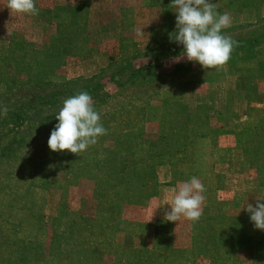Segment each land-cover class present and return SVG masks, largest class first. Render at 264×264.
<instances>
[{
    "label": "rangeland",
    "instance_id": "374dc122",
    "mask_svg": "<svg viewBox=\"0 0 264 264\" xmlns=\"http://www.w3.org/2000/svg\"><path fill=\"white\" fill-rule=\"evenodd\" d=\"M212 2L232 20L222 34L264 38V0ZM5 4L0 135L14 145L0 150V264H264L244 210L264 199V55L219 71L177 62L172 0H36V16ZM127 63L154 76L119 83ZM93 84L107 134L79 156L49 150L57 121H4L26 95ZM194 176L201 217L168 222L173 189Z\"/></svg>",
    "mask_w": 264,
    "mask_h": 264
},
{
    "label": "clouds",
    "instance_id": "9594fccd",
    "mask_svg": "<svg viewBox=\"0 0 264 264\" xmlns=\"http://www.w3.org/2000/svg\"><path fill=\"white\" fill-rule=\"evenodd\" d=\"M171 6L176 9V30L170 35V40L183 46L182 57H177V62L185 58L199 64L204 70L219 71L225 68L238 43L231 36L222 34L224 29L231 26L230 15L220 14L212 0H172ZM4 7L21 16L39 14L36 0H6ZM141 30L137 32L138 37L144 36ZM4 111L6 113L7 109ZM54 118L57 123L47 142L52 152L67 151L79 156L107 134L100 113L94 109L93 98L86 91L65 99ZM173 192L170 210L164 218L175 223L182 218L197 222L206 199L203 183L194 176L180 182ZM244 210L250 213L254 228L264 231V199H256L255 206L247 204ZM247 264L256 262L248 261Z\"/></svg>",
    "mask_w": 264,
    "mask_h": 264
},
{
    "label": "trees",
    "instance_id": "16d2710c",
    "mask_svg": "<svg viewBox=\"0 0 264 264\" xmlns=\"http://www.w3.org/2000/svg\"><path fill=\"white\" fill-rule=\"evenodd\" d=\"M242 1L250 2V0ZM75 32L76 30L74 28L70 32V35ZM237 54L239 55L238 57H236ZM258 55H264V38L259 39L254 35L248 38L247 41L245 40L244 43H237L228 62L235 64L237 58L244 60L251 59V62H256ZM183 68L184 66H177L175 71H186ZM154 73L152 67L143 66L141 68H134L131 63H127L126 65H123L113 77H116L118 80L117 82L120 83L129 82L136 78H152ZM81 91H86L88 94H91L93 104L104 102L107 97V94L100 90L99 84H93L92 86H87L81 89H68L65 87L48 95L33 93L31 95H26L24 98L17 101L18 105L13 106L12 110L6 112V118L4 121L5 123H8V125L11 124V126H13L16 124L23 125L22 122L24 120V124H26L27 128L38 127L39 125L55 122L56 120L54 117L63 106L64 100ZM6 140L7 138L5 135H0L1 151H6L9 148V145H14L13 139L8 142Z\"/></svg>",
    "mask_w": 264,
    "mask_h": 264
}]
</instances>
